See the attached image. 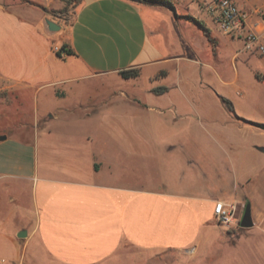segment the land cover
Masks as SVG:
<instances>
[{"label":"crops","instance_id":"crops-1","mask_svg":"<svg viewBox=\"0 0 264 264\" xmlns=\"http://www.w3.org/2000/svg\"><path fill=\"white\" fill-rule=\"evenodd\" d=\"M236 1L262 29L264 0ZM170 2L81 0L65 19L0 0V264H264L263 106L223 74L256 50L212 0ZM218 200L249 203L253 225L228 238Z\"/></svg>","mask_w":264,"mask_h":264},{"label":"rangeland","instance_id":"rangeland-1","mask_svg":"<svg viewBox=\"0 0 264 264\" xmlns=\"http://www.w3.org/2000/svg\"><path fill=\"white\" fill-rule=\"evenodd\" d=\"M5 1L10 2L11 0H5ZM28 1L34 5L42 6V8H44L47 14H53L55 12L63 11L62 13H63V16L65 17H69L72 14L77 4V2H71L70 0H53V2H51L52 4L49 6L47 10L45 9V6L49 4L48 0H28ZM67 31H68L67 24H64V28L62 29L60 33L62 32L66 33ZM237 48L240 49L241 45H239V47ZM249 53L252 56L250 57L251 63L249 64L248 67L243 64V61L241 59V58H244L245 55H243L241 56V58L237 59L236 61L235 60H233V62L227 61L223 74H225L224 76H226V78L233 79L236 76V73L238 70L239 80L237 81V85H239L241 89L245 90L248 96V100L252 106H255L257 101L262 103L263 107H260L258 111H259V116L263 118L264 117V59L261 58V56L256 51H252ZM160 83H161V80H154L153 82H151V84H153L157 88H159L158 86H160ZM212 86L213 88H215V85H212ZM234 91L236 92L237 90L234 89ZM168 116L169 117L173 116L175 120L182 121V123L184 124L191 123L193 126L190 130L195 136L197 135V136L206 137V138L209 137L210 135L215 136V134H212V132L209 133L207 131L206 127H208L209 121L205 119V117L202 115L198 117L194 114V116L189 115L187 117L185 115L181 116V115H176V114L173 115V113H168ZM206 141L209 143L202 145V146L211 148V150L215 152L217 156H219L220 155L219 145H216L215 143H213L212 140L211 141L206 140ZM247 162H249V160ZM220 163H225V161L223 159L217 160V167L215 168V171H214L216 172L215 176L219 174V169H220L219 164ZM233 164L235 165V160H233ZM202 177L203 175L201 174L199 176L197 175V178H202ZM221 177L223 178L224 175H222ZM191 178H193V175L191 176ZM224 228H226L227 230H230L229 232H226V236L228 238L233 237L234 239L238 238L239 233L243 232L246 229V228L244 229L234 228L230 226H224ZM214 259H217V263L215 264L227 263V261L224 260L223 256L222 257L218 256L217 258L216 257L214 258L208 257L207 259L203 258L201 260V263L207 264L213 261ZM157 262L158 261H154L153 264H158Z\"/></svg>","mask_w":264,"mask_h":264},{"label":"built area","instance_id":"built-area-1","mask_svg":"<svg viewBox=\"0 0 264 264\" xmlns=\"http://www.w3.org/2000/svg\"><path fill=\"white\" fill-rule=\"evenodd\" d=\"M209 10L220 28L232 36H239L244 41L246 50H256L264 59V26L262 29H252L247 26L251 13L242 9L236 0H212ZM256 13L264 25V7H259ZM62 52L60 48L56 49ZM241 215L236 203L226 204L218 200L214 209V220L230 227H239Z\"/></svg>","mask_w":264,"mask_h":264},{"label":"trees","instance_id":"trees-1","mask_svg":"<svg viewBox=\"0 0 264 264\" xmlns=\"http://www.w3.org/2000/svg\"><path fill=\"white\" fill-rule=\"evenodd\" d=\"M70 1L71 2H77L76 6L81 2V0H70ZM131 1L140 2V3H151V4H158V5L173 7L170 0H131ZM62 12L63 11L55 12V13H53V15L56 17H61V18L67 19L68 17L63 16ZM68 52H69V54L74 53L71 50H69ZM58 55H61V52H58ZM121 74L124 78L137 77L139 75V70L138 69L124 70V71H121ZM222 100L227 105L228 109L230 111L234 112V106H233L232 102L225 97H222ZM255 124L264 130V123H255Z\"/></svg>","mask_w":264,"mask_h":264},{"label":"water","instance_id":"water-1","mask_svg":"<svg viewBox=\"0 0 264 264\" xmlns=\"http://www.w3.org/2000/svg\"><path fill=\"white\" fill-rule=\"evenodd\" d=\"M46 23L48 24L49 29L52 31L61 30V25L52 19L47 18ZM2 138H5V136H2ZM262 150L264 151V148H262ZM239 225L243 228H247L253 225L249 203L245 205Z\"/></svg>","mask_w":264,"mask_h":264}]
</instances>
